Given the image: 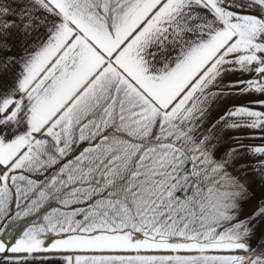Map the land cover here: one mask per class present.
<instances>
[{"label":"snow or ice","instance_id":"1","mask_svg":"<svg viewBox=\"0 0 264 264\" xmlns=\"http://www.w3.org/2000/svg\"><path fill=\"white\" fill-rule=\"evenodd\" d=\"M0 264H264V0H0Z\"/></svg>","mask_w":264,"mask_h":264}]
</instances>
